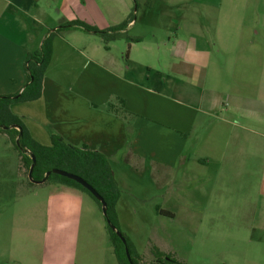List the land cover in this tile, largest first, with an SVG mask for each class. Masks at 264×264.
<instances>
[{"label": "crops", "instance_id": "crops-1", "mask_svg": "<svg viewBox=\"0 0 264 264\" xmlns=\"http://www.w3.org/2000/svg\"><path fill=\"white\" fill-rule=\"evenodd\" d=\"M92 3L99 5L93 13ZM113 5L117 0H0V94L22 90L26 53L61 22L107 28L118 24ZM130 13L127 6L123 20ZM212 15L179 17L178 28L146 35L128 32L136 17L121 31L117 59L111 42L63 30L53 39L41 95L10 110L42 145L57 134L105 155L118 186L117 165L154 170L168 181L177 163L183 170L194 162V171L208 167L214 180L241 181L244 197L255 173L262 197L256 227L264 230V15ZM113 97L124 99L127 113L109 109ZM186 149L192 156L181 157Z\"/></svg>", "mask_w": 264, "mask_h": 264}, {"label": "rangeland", "instance_id": "rangeland-1", "mask_svg": "<svg viewBox=\"0 0 264 264\" xmlns=\"http://www.w3.org/2000/svg\"><path fill=\"white\" fill-rule=\"evenodd\" d=\"M136 1L135 6L133 0H117L113 5L117 23L128 6L137 17L128 32L145 35L154 28L164 30L165 25L178 28V18L191 14L202 19L226 11L264 15V0ZM90 6L93 13L99 5ZM124 39L122 34L109 44L116 59L117 51L125 47ZM187 155L192 156L189 149L181 157ZM251 161L257 168L259 159L251 156ZM20 165L17 151L0 132V264H117L96 202L62 184L29 186ZM176 166L167 181L153 175L154 170L117 165V223L144 255L141 264H161L152 255L153 248L182 264H264V230L256 227L262 220L258 175L251 173L249 194L242 197L239 180H227L225 175L214 180L208 167L194 171V162L188 169Z\"/></svg>", "mask_w": 264, "mask_h": 264}, {"label": "trees", "instance_id": "trees-1", "mask_svg": "<svg viewBox=\"0 0 264 264\" xmlns=\"http://www.w3.org/2000/svg\"><path fill=\"white\" fill-rule=\"evenodd\" d=\"M133 1L136 6V0ZM133 19L134 15L130 13L122 22L103 29L77 19L61 22L56 29L43 38L39 48L26 53L24 68L27 72V80L22 90L14 94H0V132L7 135L13 148L17 151L28 185L35 184L28 178V171L32 164L31 156L33 155L35 157L31 173L33 180H41L45 177L44 183L63 184L76 188L88 194L101 210V203L79 183L57 173L50 172L48 176L45 174L58 168L76 174L87 181L106 203V213L103 216L117 264H141L144 255L136 251L127 236L121 233L125 239V243H123L116 232L111 229L113 226L117 231H120L115 214V202L120 190L106 156L85 146L71 145L57 134L51 135L50 145L38 143L29 135L21 117L10 110V104L35 100L41 95L42 81L52 56L53 39L61 31L80 30L92 33L106 45L121 36L123 34L121 31ZM127 39L136 41L139 38L127 37ZM108 106L118 114L127 113L124 109V99L120 97H113L108 102ZM163 213L172 216L169 211ZM125 248H127L129 259ZM151 253L161 264H182L170 254H165L156 248H153Z\"/></svg>", "mask_w": 264, "mask_h": 264}, {"label": "water", "instance_id": "water-1", "mask_svg": "<svg viewBox=\"0 0 264 264\" xmlns=\"http://www.w3.org/2000/svg\"><path fill=\"white\" fill-rule=\"evenodd\" d=\"M31 159H32V164L30 165V168H29V171H28V178H29L30 181H32L35 184H41V183L45 182L46 178L44 177L41 180H33L32 179L31 173H32L35 157L32 155ZM50 172L57 173L59 175L65 176V177H67L69 179H72L75 182L79 183L82 187L87 189L101 203L102 214L104 215L106 213V203H105L103 197L87 181H85L82 177H80V176H78L76 174L67 172L65 170L58 169V168H54L51 171L46 172L45 176H48ZM111 229L114 230L116 232L117 236L120 238V240L123 243H125V239L122 236L121 232L117 231L113 226H111ZM125 251H126V255H127L128 259H129L127 248H125Z\"/></svg>", "mask_w": 264, "mask_h": 264}]
</instances>
